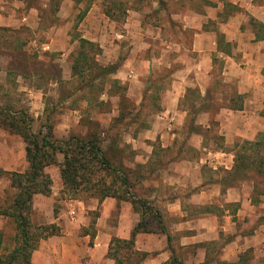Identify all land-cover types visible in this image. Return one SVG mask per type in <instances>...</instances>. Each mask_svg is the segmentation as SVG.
<instances>
[{
  "label": "crops",
  "instance_id": "crops-1",
  "mask_svg": "<svg viewBox=\"0 0 264 264\" xmlns=\"http://www.w3.org/2000/svg\"><path fill=\"white\" fill-rule=\"evenodd\" d=\"M228 2L216 0L210 7L183 14V27L192 29L189 43L170 38L167 49L153 56V63L141 59L146 42L140 39L146 35L137 29L129 31L136 36V53L128 63L138 57L141 65L130 67L131 78H138L146 65L154 72L159 63L172 66L166 57L171 48L191 57L180 69L168 71L175 78L163 90L161 108L150 128L132 135L138 152L148 150V158L152 157L151 162L143 163L146 172L137 174L141 190L137 188L136 195L151 201L164 228L153 220L150 224L155 230L137 232L134 249L148 256L137 263L133 258L120 262L110 255L112 239H129L142 219L140 210L128 199L56 200L53 195L35 194L32 223L57 224L60 233L41 240L33 251L32 264H165L172 249L181 251L185 264H264V190L254 179L228 178L235 166L237 143L264 140V37H257L259 25H253L264 24V0ZM245 24L251 25L247 36L242 30ZM218 32L232 44L231 53L219 49ZM84 36L100 39L90 32ZM216 63H220L218 77L235 87L218 93V107L212 110L209 106L214 89L208 78L214 74ZM124 71L119 70L118 76ZM194 88L200 97L185 106L184 100ZM236 94L241 97V108H234ZM192 117L197 130L189 133L184 127ZM214 123L222 137L219 147L208 134ZM171 151L178 157L163 160ZM20 152L25 161V150ZM24 161L20 166L13 161L0 162V166L25 171Z\"/></svg>",
  "mask_w": 264,
  "mask_h": 264
},
{
  "label": "rangeland",
  "instance_id": "rangeland-1",
  "mask_svg": "<svg viewBox=\"0 0 264 264\" xmlns=\"http://www.w3.org/2000/svg\"><path fill=\"white\" fill-rule=\"evenodd\" d=\"M130 1L133 9L129 11L127 17L121 21H114L105 15L102 0H0V108L7 112L0 115V162L9 164L13 161L20 166L24 161L20 151L25 150L26 143L21 135L8 130L4 120L6 114H16L20 110L33 117L32 128L35 132L46 133L50 128L52 132L50 139L54 142L63 144L71 141L74 136L84 139L96 132L100 135L99 144L103 153L113 167L121 170H106L104 166L100 167L101 163H97V159H94L95 161L92 160L94 164L90 162L92 163L90 168L84 171V176H80L81 184L70 191L62 182L59 165H52L47 168L52 176L51 193L47 196L53 195L56 200L102 198L104 187L106 189L111 187V190L118 187L119 190H123L120 181L124 173L132 175L129 190L137 196L136 189L141 190L137 187V174L141 171L146 172L143 163L151 162L152 157L148 158L150 154L148 150L144 153L138 152L132 135L138 136V133L150 128L154 115L161 108L163 90L175 78L168 71L180 69L185 65L184 61L190 60L191 57L186 58L181 50L171 48L166 57L168 61H172V66L168 67L167 63L162 62L164 65L159 63L160 66L156 67L154 72L146 65L145 68H141L142 74L136 77L137 79L131 78L128 75L130 67L141 65L137 61L138 57L128 63L131 55L136 53L133 51L135 47L133 39H136V36L129 31L137 29L146 35L144 39H140L146 42L141 51V59H148L153 63V56L161 54L170 38L173 42L183 40L189 43L192 29L183 27L184 23L181 21L183 14L186 12L193 14L202 7H210L216 2V0H162L167 6L160 8L158 0ZM219 1L230 4L228 0ZM230 10L229 7L226 12ZM88 15L91 17L90 21L87 19ZM90 25H93L92 29ZM250 29L249 24L242 27V30H246V36L250 35ZM88 32L100 38L93 40L99 44L96 55L98 63L111 68L113 65L119 67L106 78L120 81L128 97L125 105L121 102L120 94L110 95L106 92L110 88L109 81L106 82V90L98 96L97 101H103L101 104L102 102L95 100L96 90L91 92V88L84 86L85 82L80 77L72 76L71 66L80 45L79 37L87 38L84 35ZM154 37L164 38L168 42L164 39L160 41V38L156 40ZM195 58L196 56L192 55V59ZM121 69L125 70L120 74L123 79L118 76ZM219 72L220 63H216L214 74L208 78L214 89L212 93L214 100L209 106L212 110L219 104L217 94L229 92L235 87L233 83L222 81L218 77ZM197 95L195 88L184 100V105L191 106L193 101L199 99ZM88 96L91 97L87 98ZM184 128V131H187L186 127ZM217 132L218 127L214 123L208 134L212 136ZM210 138L214 140L213 136ZM193 155L195 156V153ZM57 156L62 163L63 154L58 153ZM176 156L178 157L175 151H171L163 160ZM26 161L27 158L24 163ZM138 164L140 166L137 173ZM28 165L27 161V167ZM0 168L3 169L1 166ZM22 168L25 169L24 166ZM260 182V188L264 190V180ZM18 193L19 188L11 185L10 177L2 175L0 211L13 204ZM149 203L146 206V217L151 214L152 219L156 220L158 218L154 211L150 210V206L152 209L154 206L151 205V201ZM0 229L4 231L5 251H8L17 244L14 218L0 213ZM176 252L182 259L184 258L180 250Z\"/></svg>",
  "mask_w": 264,
  "mask_h": 264
},
{
  "label": "trees",
  "instance_id": "trees-1",
  "mask_svg": "<svg viewBox=\"0 0 264 264\" xmlns=\"http://www.w3.org/2000/svg\"><path fill=\"white\" fill-rule=\"evenodd\" d=\"M102 1L105 15L114 21L125 19L129 11L133 9V5H130V0ZM158 2L160 8L167 6L162 0H158ZM253 25H259L258 29L260 33L257 34V37H264V24H255L254 22ZM79 42L80 45L77 54L74 55L75 59L72 61V76L80 77L85 82L83 85L91 88V92H93L92 90H96L94 91L96 95L95 100L96 102H102L101 104H103V101H97L99 100L98 96L106 90V82L109 81L110 88L106 92L110 95L120 94L121 102L125 105L128 97L120 81L106 78L116 72L119 67L113 65L111 68L98 63L96 55L99 44L95 41L85 37H79ZM218 45L220 50L226 53L232 52V44L226 41L225 36L219 32ZM94 87L95 89H92ZM90 97L88 96L87 98ZM196 97H200V95L198 94ZM233 100L234 108L242 107L240 96L233 97ZM193 111L196 112V110ZM2 113L7 112L0 108V115ZM4 120L8 130L21 135L26 143V158L29 165L25 171H11L0 168V178L4 174L8 175L11 180V185L19 188V193L16 195L13 204L0 211L2 215L14 218L16 223L15 240L17 241V244L12 249L5 251V234L0 229V264H32L33 251L39 246L41 240L45 237L60 233V227L57 224L34 225L31 219L34 195H49L51 193L52 176L48 173L47 168L58 164L62 182L70 191L76 189L81 184L80 176H84V171L88 170L92 163L94 164L92 162L94 159H97V163H101L100 167L104 166L106 170H121L118 167H113L111 161L103 153V149L99 144L100 135H97L96 132L89 134V137L84 139L74 136L71 141L61 144L50 139L52 133L50 128L46 133L35 132L32 128L34 119L27 112L19 110L16 114H6ZM186 129L189 133L196 132L197 125L193 117ZM209 131L210 128L208 129V133ZM212 136L216 142L215 145L219 147L222 140L221 135L214 134ZM212 136L209 134V137ZM236 146H238L239 150L236 152L234 169L228 172L229 180L254 179L256 183L264 180V140H245L237 143ZM58 153H62L64 156L62 163L59 162ZM120 182L123 184V190H119L118 187L114 190H111V187L107 189L104 187L102 198L105 196H118L128 199L134 204L136 209L138 208L140 210L142 219L135 227L129 239H121L119 237L112 239L110 255L120 262L131 258L135 260L136 258L135 261L139 263L148 256V253L135 251V236L140 230H155L154 228L156 227L150 224L154 218L152 219L151 214H149V217H146V206L149 201L143 197H137L130 192V178L128 173H124ZM152 208L150 206V210L154 211L153 213L158 218L156 219L158 225L164 230L159 214ZM176 251L172 249L170 259L165 264H185Z\"/></svg>",
  "mask_w": 264,
  "mask_h": 264
}]
</instances>
